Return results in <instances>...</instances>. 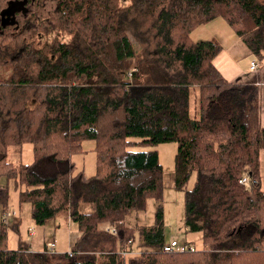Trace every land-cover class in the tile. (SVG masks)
Here are the masks:
<instances>
[{"label": "trees", "instance_id": "trees-1", "mask_svg": "<svg viewBox=\"0 0 264 264\" xmlns=\"http://www.w3.org/2000/svg\"><path fill=\"white\" fill-rule=\"evenodd\" d=\"M12 1L0 0V14ZM29 1L21 20L0 24V68L9 69L0 78V179L13 182L36 225L64 214L79 235L62 254L8 249L17 224L2 221L9 207L0 186V264H264L258 89L218 73L215 40L189 38L221 19L260 64L264 2ZM86 140L95 153L88 178L71 161ZM167 142L176 145L172 186L183 195L185 229L200 234L198 250H161V166L154 150L128 149ZM25 144L31 163L5 161L7 147ZM147 198L157 203L152 224L126 225ZM135 231L140 249L131 253Z\"/></svg>", "mask_w": 264, "mask_h": 264}, {"label": "rangeland", "instance_id": "rangeland-1", "mask_svg": "<svg viewBox=\"0 0 264 264\" xmlns=\"http://www.w3.org/2000/svg\"><path fill=\"white\" fill-rule=\"evenodd\" d=\"M264 2V0H261ZM19 7L14 9V13L9 9L7 13L0 15L3 19L2 23H15L21 20L31 9V2L22 0L16 2ZM7 9V8H6ZM5 9V10H6ZM22 11L24 13L22 14ZM12 14L11 16H8ZM5 16V17H4ZM9 19L7 21L6 19ZM217 22H222L221 19H215ZM214 20V21H215ZM202 26V25H201ZM220 32V27L215 26L210 33L215 34ZM206 32L200 29V26L195 27L190 33L189 38L192 41H207L210 39L205 37ZM53 35L47 38L38 37L37 41L40 44L42 41H50ZM59 37V36H58ZM208 37V36H207ZM68 37L63 36L62 41H66ZM205 39V40H202ZM251 56V55H250ZM251 59L254 58L251 56ZM256 63V61H251ZM134 64V62H133ZM257 64V63H256ZM258 66V64H257ZM259 68L264 69V60L259 64ZM126 70L128 69L126 63ZM258 69V68H257ZM256 69V70H257ZM255 70V71H256ZM8 68H0V78L8 75ZM130 141L138 142L137 138H130ZM94 144L92 141H83L81 143V153L72 156L71 161L74 163V173L81 171L85 178L91 177L95 174V153L93 151ZM131 151H150L154 150L162 170L161 178V206H162V220H163V241L164 244H169L171 241L176 242L178 246L189 244L192 248L198 250L202 247L200 234L197 232H188L183 225V195L182 192L173 188V158L176 150V145L173 142L161 143L157 145H131L128 147ZM5 161L12 166L21 164H29L32 162L31 146L28 144L21 147L9 146L6 149ZM194 181V174L191 173L186 184V189H190ZM0 186L5 187L8 192V212H14L7 224L16 222L17 232L12 230L7 231L6 245L8 249H16L18 243L27 245L31 252H41L43 247L49 243L54 244V254H62L69 251L73 245L78 234L76 225L70 221L64 214H59L54 219L47 220L43 226L36 225L29 212L28 204H18L16 198V191L13 189V182L0 179ZM156 202L152 198H147L145 201L144 211L131 212L124 219L126 225L130 227L149 226L153 222V215L155 212ZM26 206V207H25ZM81 211L86 212L87 207L81 206ZM28 230L33 232V236L28 235ZM132 242V252L139 251L138 236L135 231Z\"/></svg>", "mask_w": 264, "mask_h": 264}, {"label": "crops", "instance_id": "crops-1", "mask_svg": "<svg viewBox=\"0 0 264 264\" xmlns=\"http://www.w3.org/2000/svg\"><path fill=\"white\" fill-rule=\"evenodd\" d=\"M215 26L220 27V32L210 33ZM200 29L206 32L203 38L215 40L220 46V51L212 60V65L218 73L228 82L250 83L257 86L259 96L258 118L260 125L264 126V69H260L258 63L256 71L249 70V63L254 60L251 59L245 45L226 24L212 20L202 26L200 25ZM127 66L128 69H131L133 60H128ZM258 163L260 188L264 191V150L258 153ZM67 221L69 220L67 219Z\"/></svg>", "mask_w": 264, "mask_h": 264}, {"label": "built area", "instance_id": "built-area-1", "mask_svg": "<svg viewBox=\"0 0 264 264\" xmlns=\"http://www.w3.org/2000/svg\"><path fill=\"white\" fill-rule=\"evenodd\" d=\"M257 69V64L254 62H250L249 63V70H256ZM130 70H127L125 73V76L127 78H129L130 76ZM239 183H245V178L241 179L239 181ZM14 216V212H6L2 215V221L3 222H7L11 217ZM28 235L29 236H33V232L31 230H28ZM45 250L48 254H53L54 253V244L53 243H49L47 246H45ZM161 250L165 253H171V252H183L185 250H191V246H178L176 244V242L171 241L169 244H163L161 247ZM122 254H125L123 252H121ZM69 256V254H68Z\"/></svg>", "mask_w": 264, "mask_h": 264}, {"label": "flooded vegetation", "instance_id": "flooded-vegetation-1", "mask_svg": "<svg viewBox=\"0 0 264 264\" xmlns=\"http://www.w3.org/2000/svg\"><path fill=\"white\" fill-rule=\"evenodd\" d=\"M28 2H30L29 0H27ZM16 2H19L18 0H14V1H12V3H10L9 5H8V7H7V9L5 10V12L7 13V11L9 10V9H11V7L13 8V10H12V12L14 11V9H17L18 7H19V5H17L16 4ZM31 3H32V1H31ZM14 13V12H13ZM24 13V11H22V14ZM0 15H2V14H0ZM12 14H9L8 16H11ZM5 17V16H4ZM7 21H9V19L7 18L6 19ZM2 21H3V19H2V17L0 16V24L2 23Z\"/></svg>", "mask_w": 264, "mask_h": 264}]
</instances>
